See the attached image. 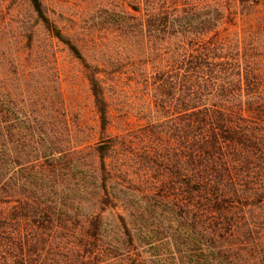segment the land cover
<instances>
[{"label": "trees", "instance_id": "1", "mask_svg": "<svg viewBox=\"0 0 264 264\" xmlns=\"http://www.w3.org/2000/svg\"><path fill=\"white\" fill-rule=\"evenodd\" d=\"M121 1L115 21L162 115L145 127L142 179L110 162L105 69L31 0L83 63L102 139L53 148V178L36 171L25 197L0 187V264H264V0Z\"/></svg>", "mask_w": 264, "mask_h": 264}, {"label": "rangeland", "instance_id": "2", "mask_svg": "<svg viewBox=\"0 0 264 264\" xmlns=\"http://www.w3.org/2000/svg\"><path fill=\"white\" fill-rule=\"evenodd\" d=\"M43 2L48 17L73 39L87 61L105 69L112 122L104 138L118 137L120 143L110 162L117 169L123 167L132 179H142L144 171L136 156L150 144L145 127L162 120V115L150 108L147 90L136 78L132 42L115 21L113 5L122 1ZM98 125L83 63L38 18L31 0H0L1 196L8 198L16 187L15 197H25V187L40 185L36 177L40 169L49 182L53 177L48 176L45 157L53 148L64 150L71 143L85 147L86 142L99 141ZM81 169H72L77 183L83 177ZM67 171L69 179L72 172ZM59 175L60 188H66L68 179ZM105 215L110 220L116 216Z\"/></svg>", "mask_w": 264, "mask_h": 264}]
</instances>
